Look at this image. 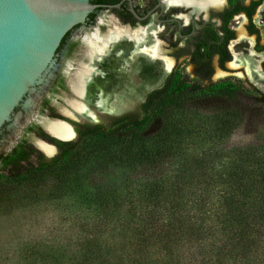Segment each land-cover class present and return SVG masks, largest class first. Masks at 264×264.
I'll return each instance as SVG.
<instances>
[{
    "label": "trees",
    "instance_id": "16d2710c",
    "mask_svg": "<svg viewBox=\"0 0 264 264\" xmlns=\"http://www.w3.org/2000/svg\"><path fill=\"white\" fill-rule=\"evenodd\" d=\"M259 4L235 1L216 15L219 26L180 29L178 54L187 55L193 79L170 71L145 96L139 118L70 123L76 138L69 142L25 127L56 153L45 158L20 139L1 154L0 208L9 210L14 199L38 202L35 191L49 181L54 188L42 198L51 205L79 188L87 194L71 204L78 232L29 247L34 259L23 264H264V144L217 150L254 115L251 107L263 122L264 109L230 83L209 82L211 58L220 68L229 60L231 16L249 19ZM247 32L257 35L250 23ZM84 161L95 165L81 179Z\"/></svg>",
    "mask_w": 264,
    "mask_h": 264
},
{
    "label": "rangeland",
    "instance_id": "374dc122",
    "mask_svg": "<svg viewBox=\"0 0 264 264\" xmlns=\"http://www.w3.org/2000/svg\"><path fill=\"white\" fill-rule=\"evenodd\" d=\"M235 1H239L242 5H246L247 1L250 0H230L229 3L233 4ZM229 3H226V7L230 5ZM258 10L259 14L257 13ZM254 15H256L259 24L255 22ZM252 22H254L255 26L258 28L255 46L260 49L258 53L264 55V0H260V5L257 10L254 11L251 18V23ZM116 23L114 17H112L109 12L100 10L96 12L94 21L92 23H87L84 30H87L90 34L99 33L103 35V33H107L113 27V24L115 25ZM231 25H234L232 21ZM155 26L153 27L155 28ZM160 27L159 25L158 29H161ZM82 37L83 34L81 35V33H79L78 37L72 40L69 35L64 44L59 48L42 82L36 86L30 94L24 97L23 102H25L24 100L26 99H31L30 105L26 110L20 109L22 103L15 108V112L20 111L21 113L18 120L20 126L18 127L16 125L13 126L12 129L2 132V139L4 141L0 153L9 149L20 136H24L22 131L24 132L26 126L33 124L43 131V124L47 122L48 119L52 118L48 115V107L59 114L60 108L67 106L65 100L71 95L68 81L72 78L71 74L76 66V60L82 56L84 50L88 52V47L85 42L83 43ZM248 37L251 38V36ZM165 40L166 38L164 41L160 39V42H163L161 45L164 44L161 48L162 51L173 60L171 72L174 71L175 73L181 74L186 82H190L193 77L187 60L185 57L173 56V49L166 46L167 41ZM178 46L179 45H177V47ZM247 49L248 44L245 43V41L234 46V51L238 52L236 54L240 55L239 58L243 56V58H246L248 56ZM247 58L249 59L250 65L256 68L259 77H257L255 73L252 79L245 73L247 78H249L246 79V76L238 77L236 73H228L225 77L216 78L215 69L213 78L210 82L213 84L222 81L230 83L240 92L245 101H259L264 109L263 59L255 57ZM83 62L84 61H82L81 64H83ZM134 65L129 89L125 91L126 93L124 95V103H126L127 106L123 108L122 112H119V114L115 116H102L103 122L97 123V125L109 126L120 118L131 120L139 118V107L145 96L152 90L159 88L163 84L165 77L169 74L160 61H150L146 58L139 57L135 59ZM44 100L47 101L48 106L44 110H41L40 106ZM251 109L254 115H250V118L248 117L245 121H241L226 139L224 144L217 148L218 151L220 150L223 154H226L238 148L243 150L242 148L247 145L264 144V122L261 116H259L261 113H258V110L254 107H251ZM5 126L6 125H4V128ZM36 139L39 138L33 133L26 135V140L33 147ZM207 146L208 144H206L205 147ZM31 159L33 160V158ZM94 165L95 163L93 161H84V164H82L81 179H85L83 178L86 176L85 172L88 168H93ZM41 187L42 188H38L35 191L39 196L38 202H33L31 204L30 202H26L24 205H19L14 199V203H11L9 210L2 207L0 208V264H23L28 261L32 262L34 258L27 257L30 255L27 251L29 247L34 245H46L52 237L59 238L58 242H61L62 239L66 237L67 233L74 234L78 232L80 222L75 221L73 215L75 216L76 209L75 205L71 207V204L80 196L87 194L85 189L79 188L77 189L78 192L65 195L51 205L47 201H44L42 197L46 191H50L54 188L53 183L49 181L46 185ZM11 199H13V197H11Z\"/></svg>",
    "mask_w": 264,
    "mask_h": 264
},
{
    "label": "bare ground",
    "instance_id": "6f19581e",
    "mask_svg": "<svg viewBox=\"0 0 264 264\" xmlns=\"http://www.w3.org/2000/svg\"><path fill=\"white\" fill-rule=\"evenodd\" d=\"M164 3L168 7H191V13H204L207 17L210 11L221 10L225 5V0H164ZM189 15L181 16V18L187 21ZM242 25L237 28V40L238 42L244 40L252 45L253 38L246 36ZM78 33L83 34L82 41L86 43L88 52L84 50L82 56L76 60V66L71 74L72 78L68 81L71 95L65 100L67 106L59 110L60 114L72 121H88L97 124L103 122L102 115L104 114L115 116L122 112L127 106L124 103V95L129 89L136 58L143 57L150 61H160L167 72L173 65V60L162 51L159 41L155 38L154 33L156 32L153 25L144 29L130 30L113 24L106 34L103 33L104 35L90 34L87 30ZM231 49L233 59L227 64L228 69L233 70L238 77H243L246 73L253 79L257 71L250 65L247 57L262 58L264 62V55L250 48L246 58H243L244 56L239 58L240 55L236 54L233 45ZM82 61H85V64H81ZM228 73L231 72L216 69L215 77H225ZM18 120V118L15 119V124H18ZM43 128L62 140H69L73 131L70 124L51 119L43 124ZM34 145L48 157L54 153L52 147L38 139Z\"/></svg>",
    "mask_w": 264,
    "mask_h": 264
},
{
    "label": "water",
    "instance_id": "95a60500",
    "mask_svg": "<svg viewBox=\"0 0 264 264\" xmlns=\"http://www.w3.org/2000/svg\"><path fill=\"white\" fill-rule=\"evenodd\" d=\"M93 0H0V131L5 126L10 130L19 119L20 111L15 108L21 103V110H26L31 99H23L38 86L45 77L54 57L56 56L65 36L76 39L78 32L96 14L98 5ZM162 8V4H158ZM132 15L136 17L133 10ZM78 33V34H77ZM27 103L29 104L27 106ZM59 118H51L64 124L71 119L58 114ZM12 122V123H10ZM87 122L88 121H81ZM10 123V124H9ZM73 130V126L70 124ZM43 132L59 142L73 141L72 131L69 140H62ZM40 142L54 149L50 158L56 153L54 145L41 139Z\"/></svg>",
    "mask_w": 264,
    "mask_h": 264
},
{
    "label": "flooded vegetation",
    "instance_id": "af4514ba",
    "mask_svg": "<svg viewBox=\"0 0 264 264\" xmlns=\"http://www.w3.org/2000/svg\"><path fill=\"white\" fill-rule=\"evenodd\" d=\"M250 1H256V0H250ZM250 1H247V4L246 5L243 4V6H248ZM159 3L162 4V8L157 6ZM226 3L221 10L210 11V13L207 17H205L204 13H199V14L191 13V8H189V7L188 8H186V7L183 8L181 6L180 7H175V6H169L168 7L165 5L164 0H99V1L96 0L95 2H92L91 4L98 5V7L94 9L95 13L100 11V10H105V11L109 12L112 17H114V21L117 22L116 25H118L120 27L128 28L130 30H135L138 28L144 29V28L149 27L150 25L155 26V23H156L155 28L153 27L155 29V32H156V33H154L155 38H157V40L159 42H160V39H162L164 41V39L166 38V40H165V41H167L166 46L167 47L169 46L173 49V53H174L173 56L185 57V59L188 60L187 55H185V53L178 54V50L184 47V39H185L184 37L182 38L179 36L178 31L182 28H186L189 26L194 31V30H197L201 27L200 24L204 25L206 23H210L211 25H214L216 27L219 26L220 20L217 18L216 15L223 12V10L227 8ZM259 5L256 6L255 10H257ZM130 10H133L136 17H134V15H132ZM257 13H259V10ZM187 14L188 15L190 14L187 21L183 17L181 18V16H184ZM253 14H254V12H253ZM253 14L250 16L249 19L246 17L244 12H239V13L231 16V18L228 22V27L233 32V38L228 40L226 43V50L229 54V60L223 62L222 68H220L218 66L217 56L214 55L211 58L210 67H211L212 72H211L210 77H209V82L213 78L215 69L234 73L233 70L228 69L227 64L233 59V52H232L231 46L232 45L237 46L244 41L243 40L241 42H238V40H237V28L241 24H243L242 26H243L245 34L248 36H251L253 38V44L252 45L248 44V42H245L248 44V49H247L248 55H249L250 48L253 49V51H255L256 53L260 51V50H256L257 46H255V39H256L257 35L248 34V32H247V27H248L249 23L250 24L253 23L252 24L253 27L256 30H258V28L255 26L254 22L251 23V18L253 16ZM238 17L240 18L239 20L237 19ZM94 18H95V15L92 17V19L88 23H92L94 21ZM254 20H255V22H257L256 15H254ZM231 21L234 23L235 26L231 25ZM257 24H259V23L257 22ZM159 25L161 26L160 27L161 29H158ZM68 37H69V34L64 38L61 46L64 44V42L66 41V39ZM161 43H163V42H160V47H162V45H164V44L161 45ZM177 45H179V46L177 47ZM236 53H238V52H236ZM188 65L190 66L191 72H192V65L190 63H188ZM263 65H264V63H263ZM172 67H173V65L171 66V68ZM171 68L168 71V73H170V71L172 70ZM256 76L259 77V75H257V73H256ZM192 77H193V74H192ZM246 79H249V78H247V76H246ZM47 106H48L47 104L44 106L43 101H42L41 106H40L41 110H44L45 108H47ZM48 109H49L48 115L52 114V115H57L59 117L58 113H55L52 108L48 107ZM104 115L108 116L107 114H104ZM70 123H73V122H70ZM84 123H87V122H84ZM74 124L81 125L83 123L78 122V123H74ZM88 124H93V123H88ZM72 126H73V130H75L76 126L75 125H72ZM6 131H8V130H6L4 127L0 131V149H1L2 143L4 141L2 139V136H3L2 132H6ZM22 134L24 136H20L18 138V140L15 141L14 144H12L10 146L9 149H7L3 153H0V155L1 154L3 155L5 153L9 152L11 150V148L20 139H23V140H25L26 143L30 144L26 140V135L29 133H24L22 131ZM75 138H76V133H75Z\"/></svg>",
    "mask_w": 264,
    "mask_h": 264
}]
</instances>
